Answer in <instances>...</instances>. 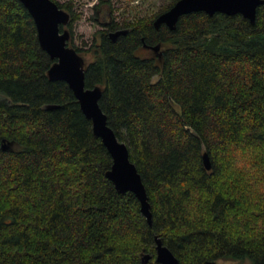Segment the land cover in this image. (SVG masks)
I'll use <instances>...</instances> for the list:
<instances>
[{
    "label": "trees",
    "instance_id": "16d2710c",
    "mask_svg": "<svg viewBox=\"0 0 264 264\" xmlns=\"http://www.w3.org/2000/svg\"><path fill=\"white\" fill-rule=\"evenodd\" d=\"M167 1L104 23L85 70L142 176L150 225L107 177L112 156L68 84L48 78L34 18L0 0V264H158L157 237L178 264H264V4L254 24L198 11L157 30Z\"/></svg>",
    "mask_w": 264,
    "mask_h": 264
},
{
    "label": "water",
    "instance_id": "95a60500",
    "mask_svg": "<svg viewBox=\"0 0 264 264\" xmlns=\"http://www.w3.org/2000/svg\"><path fill=\"white\" fill-rule=\"evenodd\" d=\"M21 2L34 18L42 50L54 61L48 71V78L53 82L63 81L68 84L82 112L92 121L94 134L102 140L112 156L113 164L107 172V177L119 193L135 194L140 201L142 214L152 225L151 205L142 176L130 159L128 146L118 139L109 125L107 115L100 107L103 88L86 87V61L74 47L69 45L71 32L67 26L71 20V13L55 0H21ZM262 4L264 0H178L155 18L154 26L159 30L161 25L165 24L169 29L175 30L181 16L198 11H204L209 15L218 12L227 15L242 14L254 24L258 8ZM127 32V29L112 31L110 38L116 41L121 34ZM148 48L158 53L161 45ZM161 56L159 54V57ZM10 145H3V149H10ZM203 160L206 169L211 170L212 164L208 154L204 155ZM156 251L158 264H178L176 256L158 237ZM151 258V255L143 256V264H148Z\"/></svg>",
    "mask_w": 264,
    "mask_h": 264
},
{
    "label": "rangeland",
    "instance_id": "374dc122",
    "mask_svg": "<svg viewBox=\"0 0 264 264\" xmlns=\"http://www.w3.org/2000/svg\"><path fill=\"white\" fill-rule=\"evenodd\" d=\"M59 4L72 3V12L77 13L79 18L72 27L67 26L71 32L69 45L79 49V53L86 63L94 57L91 52L92 46L98 41V31L105 28L104 22L116 19L122 22L126 19L152 16L168 5L167 0H111L112 7L103 9L100 13L97 4L101 0H55ZM68 10L67 8H65ZM69 11V10H68ZM69 11V12H71ZM217 264H234V262L218 261ZM247 264V263H245Z\"/></svg>",
    "mask_w": 264,
    "mask_h": 264
},
{
    "label": "flooded vegetation",
    "instance_id": "af4514ba",
    "mask_svg": "<svg viewBox=\"0 0 264 264\" xmlns=\"http://www.w3.org/2000/svg\"><path fill=\"white\" fill-rule=\"evenodd\" d=\"M102 11H103V9L99 10L100 13H101ZM109 21H111V20H109ZM109 21H107V22H109ZM107 22H104V23L106 24ZM111 32H112V31H111Z\"/></svg>",
    "mask_w": 264,
    "mask_h": 264
}]
</instances>
